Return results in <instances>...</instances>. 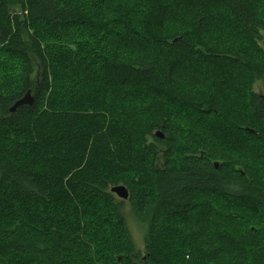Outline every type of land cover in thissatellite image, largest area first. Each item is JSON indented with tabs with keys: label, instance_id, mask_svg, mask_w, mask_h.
I'll return each instance as SVG.
<instances>
[{
	"label": "trees",
	"instance_id": "1",
	"mask_svg": "<svg viewBox=\"0 0 264 264\" xmlns=\"http://www.w3.org/2000/svg\"><path fill=\"white\" fill-rule=\"evenodd\" d=\"M124 1L141 10L123 20L88 0H0L1 11L12 4L25 14L0 17V35L39 79L28 78L18 93L0 88V210L8 196L37 207L66 201L91 210L104 202L123 228L128 201L148 226L145 248L123 228L129 245L116 264H161L163 222L185 236L196 222L188 230L195 242L208 234L199 245L189 239L201 251L194 264H223V254L230 264L264 259V158L242 154L250 137L264 144V92L254 88L264 82V0ZM69 20L84 26L81 33L63 31ZM34 23L57 41L43 43ZM33 86L35 103L11 112ZM211 116L220 124L212 134ZM147 170L155 194L139 204L131 175ZM116 185L129 188L128 199L111 191ZM17 216L15 226L0 223V264L90 258L89 242L49 211L37 224Z\"/></svg>",
	"mask_w": 264,
	"mask_h": 264
},
{
	"label": "rangeland",
	"instance_id": "2",
	"mask_svg": "<svg viewBox=\"0 0 264 264\" xmlns=\"http://www.w3.org/2000/svg\"><path fill=\"white\" fill-rule=\"evenodd\" d=\"M83 2V0H76ZM90 5L92 6L94 11L97 10H104V13L107 15H111L113 17H120L123 19L124 13L130 11L131 3H126L124 0H102V2H95L94 0H88ZM145 0H132V3L139 5V2L142 3V6L145 4L143 2ZM94 2V3H93ZM72 3V2H71ZM86 4L84 3V8ZM140 6V5H139ZM115 7V8H114ZM141 7V6H140ZM7 10L1 11L0 10V17L3 16H19L20 19H23L25 15L21 12L19 6H13L12 4H8L6 7ZM141 8H136L134 12L130 11V15L139 13ZM26 13V12H25ZM129 15V16H130ZM139 18L142 19V13L140 12ZM1 19V18H0ZM124 20V19H123ZM81 23L68 21L67 23V30H63L69 32L72 31L74 35L81 33L80 30L84 29V26L78 25ZM76 25V29L74 28ZM189 27V26H188ZM187 27V28H188ZM31 28L39 33L43 38V43L52 44L57 41V38L53 33L49 31V27L45 23H34ZM184 28L183 26L181 27ZM185 28V29H187ZM3 29V26L0 23V30ZM124 32V29H122ZM84 32V31H83ZM76 33V34H75ZM2 35V34H1ZM0 35V88L13 92L18 93L23 89V86L28 82L31 81L35 85H37L39 79H37V69L35 72L28 73V66L24 60V58L20 55H16L12 52H9L6 44L3 42L2 37ZM112 38H109L108 41H111ZM51 46V45H49ZM133 50L139 51L143 54V49L140 47H136ZM45 54L48 55V50L44 48ZM163 57V56H162ZM29 78V80H28ZM28 80V81H27ZM254 88L256 91L264 92V82L258 81ZM33 94H36V89L32 87ZM26 93V91L24 92ZM135 101H140V98H136ZM46 103H43L40 108L45 107ZM94 108L88 109V112H95ZM214 117H209V120L212 122ZM208 121V123L210 122ZM215 126L214 130L206 129L209 131L210 134L215 132V129L219 127L220 124L217 121L216 123L212 122ZM216 124V125H215ZM191 126V125H188ZM2 131L7 132L5 128L1 129ZM180 134V131H179ZM3 134L0 133V137ZM8 135L11 136L12 134L8 130ZM182 135V134H180ZM249 148L242 152L245 154L243 156L249 158L246 155L247 152L251 156L252 160H259L264 158V144L263 140H259V138H251L249 140ZM4 142L0 138V148L4 147ZM237 149H241L240 146ZM234 150V149H233ZM234 152L238 154L235 150ZM139 162V160H138ZM138 166H140L139 162ZM140 168V167H139ZM153 173L147 170V173H143L141 171L134 172L131 177L137 180L136 189H137V200L139 204L145 203L147 200H151L155 194V186L152 181ZM1 196V193H0ZM6 196H3L4 199ZM65 200V199H64ZM63 202V201H62ZM60 202L56 205H49L46 204L44 207H37L33 206L34 203H29L26 200L16 199L14 200L12 196H8L5 200V205L2 210H0V223L3 227L8 228V226H15L18 218V214H22L23 220H27L30 223L37 224L41 223L47 213L49 211L52 214V219L56 221H60L63 228H68L71 235H76L82 241L89 242L90 244V258H72L71 263L69 264H116V261L120 257L121 251H124L125 248H122L124 245H129V242L122 237V229L127 228L130 232V239L136 245L137 249L141 252L144 251L145 248V240L148 226L145 222L140 221L132 211L131 203L126 202L123 206L122 213L125 217L124 222H126V227L122 226L115 221L113 214H115L111 208L104 202L97 206H93L91 210H88L87 207H74L72 204H68V202L64 201L65 203ZM61 204V205H60ZM203 206V205H201ZM200 206V207H201ZM200 211H194V213L198 214ZM178 222V221H177ZM58 223V222H57ZM166 222L159 224L158 226V233L163 239L161 246L156 251L157 260L161 262V264H194L196 262V257L194 254H197L200 251L199 242L203 239L208 238V234L204 235L203 237L199 238L198 242L193 241L190 239V226L196 224V222H191L190 226L187 224L188 230L186 231V235H182L179 233V228L177 226H166ZM182 224V223H181ZM202 223L200 222L196 230L201 227ZM252 224L250 223V226ZM183 226V225H181ZM184 227V226H183ZM78 228V229H75ZM170 229L173 233H169L166 229ZM253 228V227H252ZM75 229V230H74ZM106 236V237H105ZM188 238V239H183ZM194 243H192L190 240ZM192 251V252H191ZM243 249L239 248V255L241 257H245V253H243ZM171 254V259L165 258V255ZM259 254V253H254ZM260 255V254H259ZM224 259H222L223 264H230L232 263V258L226 257L223 254ZM236 258H240L236 256ZM241 259V258H240ZM254 264H264V259L259 260L258 258L253 259Z\"/></svg>",
	"mask_w": 264,
	"mask_h": 264
},
{
	"label": "water",
	"instance_id": "3",
	"mask_svg": "<svg viewBox=\"0 0 264 264\" xmlns=\"http://www.w3.org/2000/svg\"><path fill=\"white\" fill-rule=\"evenodd\" d=\"M35 103V96L33 94V90L32 89H28L26 91V93L19 99L17 100L13 106L11 107V112H14L18 107L22 106V105H33ZM249 131L254 132L253 129L251 128H247ZM156 135L163 138L164 134L162 131H157ZM218 165V164H217ZM112 192H114L118 197L122 198V199H128L130 196V191L129 188L126 185H116L113 186L111 189ZM121 258L119 257V260Z\"/></svg>",
	"mask_w": 264,
	"mask_h": 264
}]
</instances>
